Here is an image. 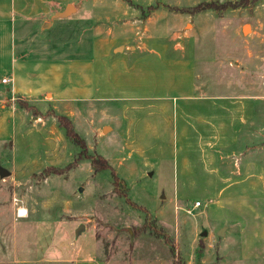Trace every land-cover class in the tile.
I'll return each mask as SVG.
<instances>
[{"label":"rangeland","instance_id":"rangeland-1","mask_svg":"<svg viewBox=\"0 0 264 264\" xmlns=\"http://www.w3.org/2000/svg\"><path fill=\"white\" fill-rule=\"evenodd\" d=\"M206 2L213 7L188 10ZM72 5L71 18L56 20L42 39L60 45L57 54L74 57L62 61V82L68 63L75 62L74 84L96 86L100 100L74 101L73 125L87 152L110 169L86 157L78 160L79 146L63 133L53 141L26 130L17 134L14 149L0 157V166L13 170L0 177V264H264V0H74ZM108 27L142 49L124 56L128 71L106 83L108 60L83 65L91 56L90 30L102 36ZM173 43L193 57L191 92L186 68L167 61L175 62L181 52ZM188 92L200 101L212 99L201 101L210 113H220L224 98L248 100L253 113L235 118L243 122L230 145L217 146L220 141L208 130L192 132L194 138L185 143H191L194 156L184 155L190 170L181 183L168 114L155 107L161 98L177 99L180 106ZM132 103L143 110L120 112ZM30 117L27 113L33 122ZM45 120L55 121L37 118ZM140 136L146 140H136ZM198 141L212 147L211 164L195 163L205 160ZM68 164L61 173L48 169ZM111 169L122 195L114 190ZM80 224L84 229L76 237Z\"/></svg>","mask_w":264,"mask_h":264},{"label":"crops","instance_id":"crops-1","mask_svg":"<svg viewBox=\"0 0 264 264\" xmlns=\"http://www.w3.org/2000/svg\"><path fill=\"white\" fill-rule=\"evenodd\" d=\"M73 3L74 0H0V157L5 155L3 154L4 151L14 149V141L17 134L22 137L26 132L27 134L35 132L43 134L42 139L44 140L52 139L54 138L53 136L58 139V134L62 133L65 136L62 128L58 126L56 118L53 114L48 115V112L61 113L69 117L73 122L74 101L81 103L100 100L97 95L98 90L94 84L85 85L84 82L74 84L75 62L68 63V73H65L67 78L62 82V77H64L62 75V63L69 62L74 57L61 56V52L56 50L60 45L54 43L50 38L42 39L43 33L46 30H51L55 26L56 20L71 18L70 16L74 14ZM68 6L71 7L69 14L63 16L62 13ZM146 22L149 24L151 20L148 19ZM47 23L49 26L44 29ZM140 23H143V21ZM147 24L143 27L144 31L148 30L149 26ZM114 28H106L102 36H98V32L96 33L95 29L93 30L92 28L90 30L88 28L92 33L91 56L85 61L83 66L89 67L96 62L101 63L104 60H108L109 65L103 63L106 83H108L107 81L110 77L118 79L121 75L120 73L128 71V67L124 63V56L134 54L137 50L142 49L140 42L130 44L129 40H124L123 37L115 34L113 32ZM149 40L153 41L154 38L150 37ZM119 46L122 47L121 50H118ZM173 48L181 52L175 58V62L173 58H168L169 60L167 61L168 63L171 62L172 66L186 68L188 75L191 76L189 80L190 86L187 91L191 92L195 89V77L191 62L193 57L190 52H185L186 48L181 43H173ZM186 55L187 57L185 58ZM153 59H155V56L149 58V60ZM184 59H187V61H184ZM113 68H116V70H113ZM131 68L134 67L131 66ZM80 72L85 73V78L90 77V74ZM3 78L7 80L2 82ZM189 92L181 96L183 97V102H180V106L177 99L176 102L164 103L161 98L158 100L160 102L157 107H155L157 113L168 114L167 124L171 130L173 155L180 157H178L175 176L177 182L179 179L182 180L181 183H185L182 175L190 170V162L186 165L184 155L188 152L189 155L194 156V151H189L191 143L189 142L188 145L185 143L187 137L194 138L192 132L198 134L208 130L212 139H217V142L220 141L217 146L224 145L223 142L230 145L236 139L234 135L238 122H243V119L237 120L235 118L240 113L242 115L245 114L247 118L251 117L253 113V105H250L248 100H230L228 98L220 99L225 102L221 104L220 113H210L206 110L208 107L202 104L201 101H211L212 99H202L200 101L198 98L189 96ZM107 99L113 101V99L117 98L108 96ZM21 100L34 106L40 114L36 117L33 116L30 111L18 103ZM130 101L137 102L139 100L131 99ZM183 103L185 106H182ZM151 108V106H148L146 110ZM194 109L200 110L196 111ZM119 110L121 113L122 110L127 113L143 110V107L132 103L128 108L125 107ZM27 113L31 115L30 120L34 119L33 122H29ZM224 115L227 116V119H223ZM45 116H50L55 121H37V118ZM170 116L172 118L171 121ZM123 119L126 120L124 116ZM137 120L135 118L133 122L136 124ZM128 123L131 124L130 121ZM186 123L189 126H186ZM206 124L207 128L205 127ZM26 126H31V128L25 129L24 127ZM23 130H26L25 133ZM136 140H146V138L140 136ZM213 144H216V142ZM206 146L205 142L198 141L196 148L199 149L200 155L205 160L196 159L195 163H212V161L208 160L212 154V147ZM210 170L212 172L215 171L214 168ZM8 171L11 173L13 170ZM230 185L228 184L225 187Z\"/></svg>","mask_w":264,"mask_h":264},{"label":"trees","instance_id":"trees-1","mask_svg":"<svg viewBox=\"0 0 264 264\" xmlns=\"http://www.w3.org/2000/svg\"><path fill=\"white\" fill-rule=\"evenodd\" d=\"M210 7H213L212 3L210 2H206V3H200L198 4L197 6H194V7H191V8H188V10H191V11H200L202 9H205V8H210ZM22 107H24L25 109H27L28 111L31 112V114L33 116H38L40 113L39 111L34 107V106H31L29 105L27 102L21 100L18 102ZM49 114H53V116L56 118L57 120V123H58V126L60 128H62V130L64 131V134L65 136L73 143L77 144L79 146V149H80V155L78 157V160L81 159L82 157H86V158H89L91 160V163L95 166L99 165V168L100 169H110V165L102 158V157H99V158H96V156L94 155H91L89 154L87 151V147H86V144H85V141L84 139L77 133L74 125H73V122L72 120L65 116V115H59L57 113H50L48 112V115ZM70 164H68L67 166H65L64 168H59V167H54V166H49L48 169L53 171V172H63V171H66L67 168H69ZM111 175H112V180H113V184H114V190L122 195L124 194V191L123 190H120L118 188L120 184V181L118 179L117 176H115V173L114 171L111 169ZM146 218H148L146 216ZM147 226V222L144 223V226ZM149 227H151V225L149 224ZM152 228V227H151Z\"/></svg>","mask_w":264,"mask_h":264},{"label":"water","instance_id":"water-1","mask_svg":"<svg viewBox=\"0 0 264 264\" xmlns=\"http://www.w3.org/2000/svg\"><path fill=\"white\" fill-rule=\"evenodd\" d=\"M70 9H71V7L68 6L67 9L62 13V15H63V16L68 15ZM243 31H246V30L244 29V27H243ZM9 175H10V172H9L6 168L0 166V177H1V178H5V177H7V176H9ZM83 229H84V225H83V224H80V225L76 228V230H75V236L77 237ZM206 234H207L206 229H202L200 235H201V236H205Z\"/></svg>","mask_w":264,"mask_h":264},{"label":"built area","instance_id":"built-area-1","mask_svg":"<svg viewBox=\"0 0 264 264\" xmlns=\"http://www.w3.org/2000/svg\"><path fill=\"white\" fill-rule=\"evenodd\" d=\"M7 79L6 78H3L2 79V82H5ZM200 204V202H196V205H199ZM21 213H20V210L18 209V215H20ZM24 214H25V212H24ZM21 216V215H20Z\"/></svg>","mask_w":264,"mask_h":264},{"label":"bare ground","instance_id":"bare-ground-1","mask_svg":"<svg viewBox=\"0 0 264 264\" xmlns=\"http://www.w3.org/2000/svg\"><path fill=\"white\" fill-rule=\"evenodd\" d=\"M244 29H245V30L248 29V25H246V26L244 27ZM20 213H21V214H20L21 216L25 215V214H23V210H21Z\"/></svg>","mask_w":264,"mask_h":264}]
</instances>
